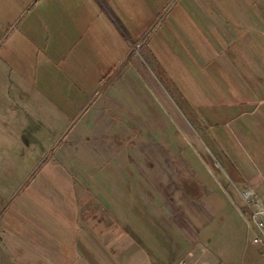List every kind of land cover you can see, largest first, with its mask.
Here are the masks:
<instances>
[{"label": "crops", "instance_id": "0c3cea01", "mask_svg": "<svg viewBox=\"0 0 264 264\" xmlns=\"http://www.w3.org/2000/svg\"><path fill=\"white\" fill-rule=\"evenodd\" d=\"M17 1L0 0V26L13 25V11L25 18L35 2ZM263 1L172 8L155 29L161 21L132 16L140 20L122 26L98 5L97 14L86 19L74 0H54L36 17L43 25L25 22V32L36 34L25 37L38 51L32 59L44 66L36 73L41 83L32 86L36 99L26 98L37 103L24 104L22 96L13 100L8 93L1 133H14L15 124L22 127L29 116H38L24 110L30 104L42 113L46 106L57 108L51 121L59 125L55 138L61 148L98 170L92 174L83 165L53 159L44 168L51 184L27 178L13 190L6 182L12 170L0 159V264H264V246L252 241L258 231L238 193L247 186L264 194ZM207 26L225 40L228 52L219 41L210 44ZM149 62L165 74L178 99ZM21 67L12 73L20 85L35 73ZM176 75L183 76V84L176 85ZM156 107L163 108L164 120L155 118ZM168 122L175 128L167 141ZM157 128L164 134L160 141ZM223 129L229 130L227 137ZM19 136L26 138L23 132ZM174 140L183 155L192 151L202 165L192 169V178L174 175ZM156 142L169 160H151L146 177L145 168L129 159L131 146L148 143L156 150ZM234 144L243 150L234 153ZM9 149L4 145L0 153ZM207 155L218 176L207 166ZM73 182L79 195H63ZM104 186L114 195L102 198V208L89 188Z\"/></svg>", "mask_w": 264, "mask_h": 264}, {"label": "rangeland", "instance_id": "374dc122", "mask_svg": "<svg viewBox=\"0 0 264 264\" xmlns=\"http://www.w3.org/2000/svg\"><path fill=\"white\" fill-rule=\"evenodd\" d=\"M34 1L35 2L33 6L30 8V10L26 11L25 18H24V13L20 15L19 10L13 11V20H14L13 25L11 27L0 26V119L4 117L3 113H5V109H7L8 107V99H7L8 93L11 94V98L13 100L20 99V97L22 96L24 104H26L27 101L32 104L37 103V101H29V100H26V98L30 100L36 99V92L32 90V86L36 85V82L41 83L40 81L36 80V73H38L37 72L38 69L40 71L44 69V66L43 65L39 66L38 62L40 60H38L36 63L35 59H32V56L37 55L36 53H38V51L36 48H34L33 45L31 46L25 40V37H31L33 32L32 31L25 32L26 30H24L23 24H25V22H28V23H33V25H36V22L38 21L40 25H43V22H41L39 19H36L37 15L41 13V9H43L44 5H52L54 3L56 4V2H54V0H34ZM224 1H228V0H74V2L76 3V6H78L79 8L78 15L81 16L82 18L90 19L92 16H95L97 14V13L94 14V12L96 11L95 5H98V6H101L103 9L108 8L109 18L117 21L119 24L121 23L122 26H124L125 22L128 20H135V21L140 20V19H132V16H134L135 18L142 17L145 20L153 22V23H155V21H158V20L161 21V23L157 22L158 24L156 25V27L154 26V24L152 25V27H154L155 29H159L158 26H160L163 23V20L167 18L168 13L170 12L172 8L173 10H176L178 12L182 9H185V7H190V8L192 7L196 10L197 5L200 6V9L201 8H204V9L212 8L213 9V7L216 8V6H218ZM257 1L259 2L260 0H253L254 3ZM17 2L19 3L20 0ZM263 15H264V12H263ZM32 16L35 20L30 21L29 19ZM83 26H85V24H83ZM34 27L35 28L33 29L35 30L36 26ZM41 29L44 32L43 35H47L46 28L41 26ZM207 30H209L211 33L213 31L212 26H207ZM190 34L192 35L193 32H190ZM215 41H219L217 44L220 45L225 40L222 39L220 35L218 36L217 33L213 32L211 33L212 43L210 42V44L213 46V43ZM51 45L52 44H50V47ZM128 45L130 44L128 43ZM222 46L225 47V51L229 50V48L226 47L224 44H222ZM227 54L229 53H225V57H227ZM220 61H221V66L224 65L223 61L225 60L221 58ZM7 62L12 66V68L7 65ZM26 64L28 66H25ZM149 64L151 65V68H153L155 75L162 81V83L165 86H168V88H170V84L167 78L164 76L165 74L160 69L158 68L156 69L157 66L155 64L151 62H149ZM21 66H23V69L25 71L28 68H30V69H33V71L35 72L31 76H29L31 81L29 80L28 77H26L25 78L26 83L22 85H20V82L18 83L19 76L16 75V73L12 74L13 72L20 71L22 69ZM208 67L214 68L215 63L213 64L208 63ZM188 68H189V72L193 71L191 67H188ZM216 68L218 69L219 67L216 66ZM6 72L7 73L11 72V75H5ZM170 72L171 70L168 68V74L170 75L169 79L170 81H172V79H174L173 78L174 74H171ZM176 76H177L176 85L178 84V81H180L181 84H183L184 83L182 79L183 76L182 75H176ZM184 77L186 79V76ZM235 77L236 76H232V78H235ZM241 77L243 79H253V82H251L253 84H256L258 82V81H255V78H253V76H245L242 74ZM193 78L196 81V83H198L197 77L193 76ZM219 78L226 79V76L220 75ZM190 82H191V79H190ZM5 84H12L14 86V89L9 91L8 90L9 87ZM16 87H18V89H16ZM170 91H171L170 93L171 96H174V95L176 96L173 89L170 88ZM175 98H177V96ZM32 104L28 105L29 106L27 107L28 109L24 107V110L28 111V113H32L33 111H35L38 116H34V117L29 116L28 118L27 116L28 114L26 113V118H28L29 121L26 122L22 127L18 126V124H15L16 125L15 128L17 130H14V133H12L11 130L5 131L6 133H1V129H0V148L4 147V145L10 147L9 149L10 153L9 152L0 153V159H2L3 161L7 160L9 164L8 165L9 169L12 170L11 173L7 174V180H6L7 184L12 183L13 190L22 181H27V180L31 181L33 179L34 180L41 179V180L50 182L51 184L52 183L51 182L52 177L50 175L51 173L50 174L47 173L45 169L48 168L50 164H52L53 159L57 160L58 162L60 161L62 163L68 162V164H77V166L83 165L85 166L84 168L88 170L90 173L92 174L97 173L98 169H96V167L90 169V167L84 165L81 161H79L74 156H71L70 154L65 153V150L61 148L62 147L60 145L61 140H58L57 138H55V135L58 134V131H59V125L56 123H52L51 121L53 116H56L57 108L46 106L44 107V110L42 113L38 107H32L34 106ZM154 112L156 113L155 118L157 119V121L164 120V118L161 117V116H166L163 108L160 109L156 107ZM8 115H12V114L8 113ZM7 117H10V116H7ZM4 122L5 121H2L3 125H5ZM171 123L168 122L169 128L167 129V134H166L167 141L169 140L168 138L172 136L173 130L175 128L172 125L173 123L172 124ZM2 124L0 122V127H2ZM156 127H159V124ZM194 129H196L195 126H194ZM124 130L126 132V130L128 129H124ZM177 131H180V130L175 129V132ZM190 131H192V129H190ZM21 132H23L26 138H22L19 136ZM222 132L225 134L226 137L229 134V130H226V129H223ZM5 134L7 135L5 136ZM155 134H156L155 136L158 137L157 141H160V137L161 138L164 137L163 136L164 134L159 130V128H157V132L155 131ZM175 143L176 141L174 140L173 150H172V155H174V160H173L174 175L180 172V173H183L184 175H187L185 177L192 178V174H193L192 169H197L198 166L201 169L202 165L198 161V157H196L192 151L188 153L189 155H183V153H181L182 147L180 145L179 146L175 145ZM157 147L158 149L155 150L154 146L148 145V143H145V144L142 143L141 145L138 143L136 144V146H131L132 153L134 154V152H136L138 155H135V154L133 155L131 153L132 155L129 159L133 157V160H135V163L138 164L139 166H142V168H145L150 163V161L153 159L156 160L157 162L158 161L164 162L166 158L169 160L168 153L167 155H164V152H165L164 145L162 144L160 146V144L157 143ZM160 149L162 151H159ZM237 150L241 151L243 150V148L238 147L234 144V146L232 147V151L236 153L238 152ZM148 151L151 153V155H149ZM193 151L197 154L198 151L196 149V146H194ZM40 152L42 154H39ZM197 155H200V154H197ZM242 155H243V152H242ZM208 158H209L210 164H208L207 166L209 167L211 173L216 176L218 173L217 170L219 169L218 167L215 166L216 163L214 162L212 157L208 156ZM104 167L108 169L107 165ZM31 169L33 170L31 171V173H29ZM148 171H149L148 168H145V171H143L146 177H149ZM108 173H109L108 175H112L110 172ZM109 180L116 181L113 176ZM71 184H72L71 187L63 188V195L64 194L66 195L71 194V196L75 194L79 195V192H78L79 190H77L78 187L75 186L74 182ZM97 190H99V193H97ZM89 191L90 193H92V195L99 198V200L102 202V208L104 207L103 205H105L103 204L105 202L102 201V198H107V197L113 198V195H114L112 189L106 186L101 187V188L97 187L95 188V190H92L89 188ZM97 194L99 195L97 196Z\"/></svg>", "mask_w": 264, "mask_h": 264}, {"label": "built area", "instance_id": "2783aa9c", "mask_svg": "<svg viewBox=\"0 0 264 264\" xmlns=\"http://www.w3.org/2000/svg\"><path fill=\"white\" fill-rule=\"evenodd\" d=\"M241 201L249 210V223L258 231L252 238L253 243L264 246V194L251 187L238 188ZM180 264L182 261L179 262Z\"/></svg>", "mask_w": 264, "mask_h": 264}]
</instances>
